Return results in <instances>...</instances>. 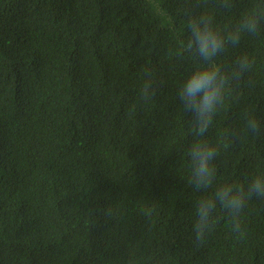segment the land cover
<instances>
[{
    "label": "trees",
    "instance_id": "16d2710c",
    "mask_svg": "<svg viewBox=\"0 0 264 264\" xmlns=\"http://www.w3.org/2000/svg\"><path fill=\"white\" fill-rule=\"evenodd\" d=\"M254 11L264 0H0V264H264V198L237 217L218 203L195 232L200 200L264 176V20L215 58L228 81L203 137L178 96L200 64L189 20L227 32ZM197 140L218 152L200 190Z\"/></svg>",
    "mask_w": 264,
    "mask_h": 264
},
{
    "label": "clouds",
    "instance_id": "9594fccd",
    "mask_svg": "<svg viewBox=\"0 0 264 264\" xmlns=\"http://www.w3.org/2000/svg\"><path fill=\"white\" fill-rule=\"evenodd\" d=\"M264 14L254 11L245 16L230 31L224 32L213 23L208 15L192 17L189 20V37L187 48L200 61L199 66L190 74L179 89V100L187 112L192 113V133L196 137H203L223 103L228 76L216 65L215 58L227 45H235L245 32L255 34ZM241 71L250 67L248 57L237 61ZM149 84L142 89V98L147 101L153 95ZM246 128L254 133L260 131V124L256 119H249ZM218 155L217 149L207 142L197 140L188 151L191 163V179L196 190L207 189L211 186L215 176L213 160ZM255 195L264 198V176L251 179L247 189L233 184L220 186L210 198L202 199L197 206V223L195 232L197 240L203 238L204 231L210 227V217L219 203L228 210L233 217H237L245 205L247 197ZM239 230V224L236 225Z\"/></svg>",
    "mask_w": 264,
    "mask_h": 264
}]
</instances>
